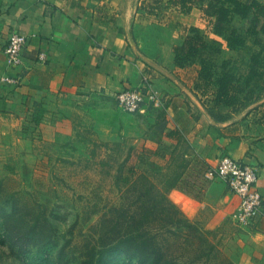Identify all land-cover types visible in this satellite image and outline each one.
I'll return each instance as SVG.
<instances>
[{"label":"crops","instance_id":"1","mask_svg":"<svg viewBox=\"0 0 264 264\" xmlns=\"http://www.w3.org/2000/svg\"><path fill=\"white\" fill-rule=\"evenodd\" d=\"M153 2L0 0V177L26 187L49 182L70 137L68 109L77 115L86 106L92 111L89 122L97 98L106 128L135 150H152L156 159L183 150V179L189 185L202 180L205 168L223 156L255 166L262 207L245 226L252 243L246 263L264 264V50L250 36L242 45L228 46L224 37L207 29L197 6L181 14L167 0ZM150 4L154 7L148 13ZM233 25L238 33L245 32L240 17H234ZM191 27L207 47L176 66L173 46L192 34ZM13 33L25 37L19 66L4 54ZM254 55L257 66L251 62ZM201 57L217 66L229 62L243 89L235 104L214 102L221 69L213 68L205 84L199 77ZM5 77L18 82L1 81ZM144 79L159 92L160 107L123 112L115 95L139 87ZM204 192L201 205L209 201L234 222L239 198L220 180L208 182Z\"/></svg>","mask_w":264,"mask_h":264},{"label":"rangeland","instance_id":"2","mask_svg":"<svg viewBox=\"0 0 264 264\" xmlns=\"http://www.w3.org/2000/svg\"><path fill=\"white\" fill-rule=\"evenodd\" d=\"M100 104L93 99L89 122L86 106L68 109L70 137L49 182L0 177V264H247L246 227L201 205L210 181L183 179V150L161 159L135 150L106 128ZM7 214L40 226L24 253L4 242Z\"/></svg>","mask_w":264,"mask_h":264},{"label":"trees","instance_id":"3","mask_svg":"<svg viewBox=\"0 0 264 264\" xmlns=\"http://www.w3.org/2000/svg\"><path fill=\"white\" fill-rule=\"evenodd\" d=\"M159 2L160 0H154L153 4ZM167 3L181 14L189 13L194 6L199 7L202 18L207 22V29L214 35L224 37L228 46L232 48L242 45L246 37L250 36L254 39V43L260 45L264 50V4L257 0H208L206 3L204 0H167ZM153 4L147 8L145 6L141 8H146L145 10L151 13ZM234 17H240L244 20L245 32L243 34L238 33L237 28L233 25ZM189 30L192 34L187 35L181 44L173 46L172 51L176 66H184L207 47L202 35L196 28L191 27ZM251 62L257 66L259 64L258 56H252ZM200 64L199 77L205 84L211 80L213 68L219 66L221 69V75L216 79L217 90L214 102L224 105L235 104L243 89L236 76L228 68L229 62L223 61L217 66L209 59L201 57ZM3 223L4 242L12 245L20 253H24L30 246H33L37 237L43 236L37 222L27 230L25 220L13 214L4 215ZM153 251L151 250L148 256L155 252ZM137 253L140 257L146 255L141 250ZM148 264L160 263L149 260Z\"/></svg>","mask_w":264,"mask_h":264},{"label":"built area","instance_id":"4","mask_svg":"<svg viewBox=\"0 0 264 264\" xmlns=\"http://www.w3.org/2000/svg\"><path fill=\"white\" fill-rule=\"evenodd\" d=\"M25 44V37L13 33L9 36L4 54L13 66L22 64L21 50ZM40 60H45L43 53ZM1 81L16 84L18 78H1ZM161 96L148 79H144L139 87L127 88L115 95L119 108L125 113H135L144 105L158 108ZM207 181L220 180L229 192L239 198V204L233 213V220L241 226L252 224L261 211V196L257 188L258 174L255 166L244 164L229 156L221 157L215 166H208L203 172Z\"/></svg>","mask_w":264,"mask_h":264}]
</instances>
